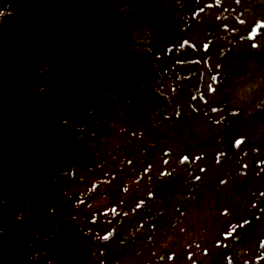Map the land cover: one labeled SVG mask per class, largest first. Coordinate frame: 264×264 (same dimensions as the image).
<instances>
[{
	"label": "flooded vegetation",
	"instance_id": "1",
	"mask_svg": "<svg viewBox=\"0 0 264 264\" xmlns=\"http://www.w3.org/2000/svg\"><path fill=\"white\" fill-rule=\"evenodd\" d=\"M98 1L38 4L29 36L9 35L18 10L0 0V264H160L161 241L162 264H264V159L202 114L221 105L217 59L242 75L247 59L264 63V0H164L161 14L154 0ZM139 25L162 29L145 40ZM108 56L125 61L112 82L51 86ZM203 117L213 125L196 145ZM96 129L99 162L77 160Z\"/></svg>",
	"mask_w": 264,
	"mask_h": 264
},
{
	"label": "rangeland",
	"instance_id": "2",
	"mask_svg": "<svg viewBox=\"0 0 264 264\" xmlns=\"http://www.w3.org/2000/svg\"><path fill=\"white\" fill-rule=\"evenodd\" d=\"M52 1L54 0H14V5L18 11L17 13L15 11V13L12 16L11 22H12L13 27L11 28L9 24V29H10L9 35H14L16 33H19L20 31V34H27L29 36L33 34L34 36L36 34L35 27L40 26L41 23L43 25L44 23V22L36 23V20H35V16L38 13L37 12L38 4L44 3V2L50 3ZM126 1L127 2L132 1V2L137 3V0H122L123 3ZM90 2L98 3L99 1L90 0ZM259 13H257V16ZM154 25H148V26L139 25L138 26L139 32L142 34L145 40H146L147 35L152 36L153 34L151 31L152 29L153 30L162 29L161 25L160 26H154ZM40 28H42V30L46 29L43 27H40ZM45 35L51 36L49 35V32H44L43 36ZM257 41L259 42V45L264 46V35L263 37L259 38V40ZM101 46H104L105 51L110 50V43L108 42H83V43L77 42L73 44L74 49L78 51H85V50L98 51V49H102ZM31 53H33V51ZM86 58L87 57H82L78 63L81 64L84 61L88 63L89 61L91 64L96 66L97 69L95 71L91 70L86 75H82L81 73H79L80 70L77 72V70L74 67L73 71L68 70L67 72L58 73V76L55 77L53 81L52 79H50L51 86H67V83H68L67 80L71 78L73 79L72 86H86V83L93 82L92 81L93 79L99 78L100 75L103 76L107 74L108 75L106 77L110 78V82H112L113 79H112L111 73L113 72V69H115L118 66V64H121L123 66V64L125 63V61L121 58V56H118V57L108 56V59H109L108 61L97 60V59H86ZM244 67H246L245 69L247 71L245 75L241 76L240 74H238L237 71L233 70L231 72L230 70L227 73V76L225 77V79L220 82L218 89H217L218 95L214 99H218L217 102H221L225 104L222 106H219L221 108H217L215 111H212V109L205 110V112H203L202 114L206 113L207 115L220 116V117L222 116L225 118V120H222V122L219 124L213 125L211 122L212 121L211 119L209 120L203 117V119H201L200 121V130L202 134L200 133L201 136L200 138H198V142L196 145H198L199 143H202V141L208 136L207 131L212 128L211 127V124H212L213 126H218V128H220V131L224 135L225 140H228V138L232 135L238 136L240 139L244 140L245 145L256 149L259 157L260 156L264 157V63L260 64L256 62V60L253 61L251 59H247L244 63ZM245 69L243 70V72L245 71ZM226 71L227 69H225L223 73H225ZM98 82L99 81H96V84L94 86H99L100 83L98 84ZM250 86H253V89H251ZM93 95L95 96V99L92 102L94 105H97L96 101L98 100V94L96 93L95 95L94 93ZM73 97H74V93H73ZM213 97H215V95ZM179 114L182 115L184 113L180 112ZM177 117L175 118L178 119ZM173 126L174 125H172V127ZM171 130H173V128H171ZM238 132H240V134H238ZM98 134L99 132L96 129L94 130L92 134L85 135V137H80V140L89 138L93 142H96V144L95 143L91 144L90 147H88V152L81 150L78 152V155L75 154L77 160H78V157H82V160H84V158L86 157L87 158L86 162L91 163V160H92L94 165H96L99 162L98 158L93 157V156L99 155V153H96L95 151L96 148L99 147L98 150L100 152V142H99L100 134L99 136ZM61 135L62 133L58 131L57 133L58 142L60 140ZM74 152H75V149H74ZM58 156H60L59 151H58ZM65 160H66V157L63 158V163L65 162ZM90 172L93 173V175H96L95 178H97L99 175V171L96 167L90 170ZM76 177L80 179L82 178V174L80 172H77ZM167 184L170 185V188L173 186H176V187L179 186L178 182L174 179H170V181ZM79 188H82V187H78V190ZM83 191H84V188H83ZM80 193L82 194L81 196V199H82L83 197L82 190L80 191ZM78 204L79 206L82 205V203H79V202ZM162 205L164 204H161L160 206ZM62 225L68 226L69 225L68 220L63 221ZM75 225L80 226V223L77 222ZM170 238L171 236L169 235L170 242H176L175 238L173 239V241ZM168 246L169 245L163 246V242L161 241L154 247L153 251L149 250L151 251L150 252L151 255L155 257L154 260H158V262L162 264V261L160 260V258H162V255L160 257H157L156 254L163 253V248L168 247ZM174 246L176 247L173 249V251L175 250V253L177 254V257H178V253L182 250L183 247H180L178 245H174ZM168 251H172V249H168ZM152 256H150V259H152ZM166 260L167 259H165V261Z\"/></svg>",
	"mask_w": 264,
	"mask_h": 264
},
{
	"label": "snow or ice",
	"instance_id": "3",
	"mask_svg": "<svg viewBox=\"0 0 264 264\" xmlns=\"http://www.w3.org/2000/svg\"><path fill=\"white\" fill-rule=\"evenodd\" d=\"M237 143H240V142L238 141ZM185 159H187V157ZM105 238H107V237H105Z\"/></svg>",
	"mask_w": 264,
	"mask_h": 264
}]
</instances>
